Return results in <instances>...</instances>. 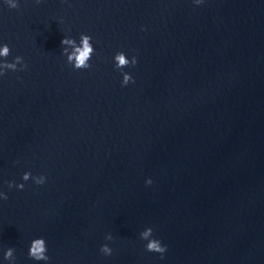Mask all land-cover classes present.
Wrapping results in <instances>:
<instances>
[{
    "label": "water",
    "instance_id": "1",
    "mask_svg": "<svg viewBox=\"0 0 264 264\" xmlns=\"http://www.w3.org/2000/svg\"><path fill=\"white\" fill-rule=\"evenodd\" d=\"M16 2L0 0V62L23 59L0 75V264H264V0ZM81 34L88 69L61 44Z\"/></svg>",
    "mask_w": 264,
    "mask_h": 264
},
{
    "label": "clouds",
    "instance_id": "2",
    "mask_svg": "<svg viewBox=\"0 0 264 264\" xmlns=\"http://www.w3.org/2000/svg\"><path fill=\"white\" fill-rule=\"evenodd\" d=\"M6 3L10 8H17L18 4L16 0H6ZM196 4L202 3V0H195ZM91 36L86 34H81L79 43L76 42L75 39L72 38H64L61 41L62 45L72 46V51L69 52L68 47H64L63 51L67 56V61L69 64H72L75 69H88L90 67L89 61L94 53V48L91 41ZM10 54L9 47L5 44L0 47V57L7 58ZM115 67L119 70L128 67L129 65L135 66L137 63L136 57L133 56L131 60H129L123 52H118L114 56ZM23 65V59L20 56L15 57L14 62H0V75H4V70H17V65ZM26 67V65H24ZM130 82H134L133 77L130 73H123L122 86H126ZM30 178L34 179V182L38 185L43 184L45 182L44 176L32 177L31 173L25 172L22 179L24 181H28ZM146 183L151 184L152 181L149 179ZM15 186L18 189H23L25 185L23 183L14 185L13 182L8 183V187L12 188ZM0 199L7 200V194L0 192ZM152 237V229L147 228L141 233V238L147 240L148 243L146 245V250L149 252H157L163 254L166 251V247L161 245V242ZM106 239L111 240V235H108ZM100 251L105 255H111L112 249L108 245H102ZM47 246L46 242L43 238H36L31 241L28 255L31 259L35 261H45L49 260V257L46 255ZM6 260H14V249L9 248L4 255Z\"/></svg>",
    "mask_w": 264,
    "mask_h": 264
}]
</instances>
